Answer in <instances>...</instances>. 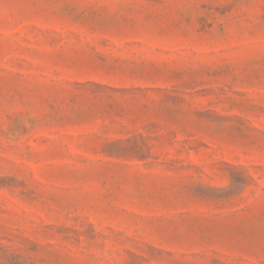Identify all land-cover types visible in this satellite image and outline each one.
Listing matches in <instances>:
<instances>
[{
    "label": "rangeland",
    "instance_id": "374dc122",
    "mask_svg": "<svg viewBox=\"0 0 264 264\" xmlns=\"http://www.w3.org/2000/svg\"><path fill=\"white\" fill-rule=\"evenodd\" d=\"M0 264H264V0H0Z\"/></svg>",
    "mask_w": 264,
    "mask_h": 264
}]
</instances>
